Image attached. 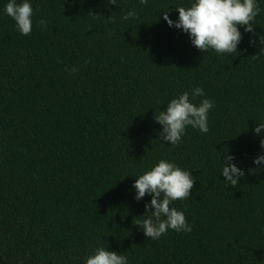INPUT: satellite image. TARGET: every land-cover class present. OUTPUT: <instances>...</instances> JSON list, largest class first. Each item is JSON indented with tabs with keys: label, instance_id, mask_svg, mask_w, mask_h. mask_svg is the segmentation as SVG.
I'll list each match as a JSON object with an SVG mask.
<instances>
[{
	"label": "trees",
	"instance_id": "obj_1",
	"mask_svg": "<svg viewBox=\"0 0 264 264\" xmlns=\"http://www.w3.org/2000/svg\"><path fill=\"white\" fill-rule=\"evenodd\" d=\"M7 0H0L2 11ZM190 0H32L20 35L0 14V264H84L98 247L128 264H264V2L238 55L195 49L161 19ZM134 9L135 20L121 16ZM47 27L37 26L40 19ZM73 68L78 69L72 72ZM195 87L214 107L207 134L160 143L154 118ZM245 171L223 183V155ZM165 159L191 172L190 233L151 241L136 177Z\"/></svg>",
	"mask_w": 264,
	"mask_h": 264
},
{
	"label": "clouds",
	"instance_id": "obj_2",
	"mask_svg": "<svg viewBox=\"0 0 264 264\" xmlns=\"http://www.w3.org/2000/svg\"><path fill=\"white\" fill-rule=\"evenodd\" d=\"M148 2L140 0L141 4L146 5ZM262 2L264 0H190L187 6L174 7L178 13L175 20L170 18L168 12H164L161 19L170 29L186 34L190 44L197 50L204 53L211 50L223 57L235 56L243 39L240 27L245 33L253 32V21L261 12ZM0 14L11 18L20 35L31 34L34 15L32 0H7ZM136 18L134 9L121 16L125 21ZM37 26L43 30L47 27V21L42 18L37 21ZM77 70L73 68L71 71ZM204 96V90L195 87L191 90V100L190 93L185 91L171 99L163 111H159L154 120L160 126V143L177 145L188 126L198 129L202 134L208 133V115L214 102L209 98L201 99L198 104L192 102ZM252 134L259 138L260 152L252 159V164L259 168L264 166V123H257ZM220 163L223 183L232 187L238 185L245 171L239 167L236 158L226 152L222 162L220 158ZM193 184L191 172L165 159L136 177L132 184L134 200L140 202L146 195L150 197L149 202L144 204L145 214L141 216L144 219L137 224L146 238L156 241L169 231H192L184 212L171 205L174 201L188 199ZM84 264H128V257L98 246L84 258Z\"/></svg>",
	"mask_w": 264,
	"mask_h": 264
}]
</instances>
